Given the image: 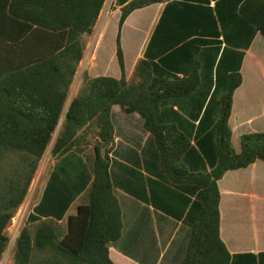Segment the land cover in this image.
<instances>
[{"label":"trees","instance_id":"1","mask_svg":"<svg viewBox=\"0 0 264 264\" xmlns=\"http://www.w3.org/2000/svg\"><path fill=\"white\" fill-rule=\"evenodd\" d=\"M165 0H131L121 9L117 59L120 79L83 76V84L65 116L52 158L88 144L95 131L99 141L90 163L93 182L66 230L54 220L26 225L14 252L13 264H115L111 244L123 231L122 211L110 177L109 153L114 143L111 112L120 106L139 114L161 155V166L177 185L201 189V212L192 228L187 253L180 264H231L232 255L220 235L219 181L230 171L264 161V133L242 138L237 153L229 126L235 91L241 86L242 54L227 60V48L217 68L226 65L227 90L221 98L213 146V168L192 173L185 157L191 136L175 123L163 120L162 106L170 99L194 94L201 84L202 62H191L185 79L158 75L156 65L141 60L133 80L125 76L120 34L128 17ZM233 0H223L231 3ZM106 0H0V262L9 238L6 230L25 202L40 163L51 144L84 59V35L96 27ZM232 17L264 37V0H236ZM231 8V6H230ZM226 38V35H224ZM197 54L201 48L197 47ZM229 71V72H228ZM110 145L104 150L103 146Z\"/></svg>","mask_w":264,"mask_h":264},{"label":"crops","instance_id":"2","mask_svg":"<svg viewBox=\"0 0 264 264\" xmlns=\"http://www.w3.org/2000/svg\"><path fill=\"white\" fill-rule=\"evenodd\" d=\"M130 1L117 0L110 13L100 14L92 32V49L89 46L84 52L56 129L58 134L82 87L83 77L78 81V76L85 60L91 63L84 72L90 78L122 77L117 39L121 9ZM235 1L227 5L223 0H165L133 12L120 34L128 83L141 60L154 63L157 74L170 80L187 78L194 58L198 55L201 60L198 90L162 106L163 120L177 124L191 136L192 149L185 162L192 173H209L213 168L228 68L217 65L225 48L227 60L243 55V81L235 91L229 121L236 152L241 153L245 135L264 133V37L232 17ZM107 44L114 46L108 55ZM197 47L201 48L199 54ZM111 120L114 143L109 172L122 211L123 231L120 240L109 247L110 258L115 264H180L199 220L202 191L170 180L161 166L154 137L139 114H126L114 106ZM87 140L88 144L53 159L49 170L36 180L28 226L46 220L63 225L77 214L93 182L90 162L99 141L95 131ZM108 147L103 146V154ZM218 185L220 235L232 255L231 264H264V161L226 173Z\"/></svg>","mask_w":264,"mask_h":264},{"label":"built area","instance_id":"3","mask_svg":"<svg viewBox=\"0 0 264 264\" xmlns=\"http://www.w3.org/2000/svg\"><path fill=\"white\" fill-rule=\"evenodd\" d=\"M116 1L117 0H106L104 9L102 11L103 14H104V12H106L107 8H110L112 10L116 4ZM84 63H85V61L83 62L82 66L84 65ZM47 155H48V153L46 152V154H45L44 158L42 159L40 165L44 164V162L46 161ZM39 169L40 170H38L39 172H37V173H40L42 171V168L39 167ZM35 184H36V180L34 179L25 202L19 208V210L17 211V213L13 217L10 226L6 230V235L9 238V242H8L6 252L4 253L0 264H12V262H11L12 250L16 247L17 241H18L19 237L21 236L22 231L26 227L28 220H29V217H30V213H31V209H32L31 206L33 203V198H34L33 197V190H34Z\"/></svg>","mask_w":264,"mask_h":264},{"label":"rangeland","instance_id":"4","mask_svg":"<svg viewBox=\"0 0 264 264\" xmlns=\"http://www.w3.org/2000/svg\"><path fill=\"white\" fill-rule=\"evenodd\" d=\"M110 11H111V9L110 8H107L106 9V12H104V14H103V16L102 17H104L105 16V14H107V13H110ZM111 18H112V16H111ZM92 35H93V33H91L90 35H88L86 38H84V43H85V45H86V49H88L89 48V46H91L90 47V50L92 49ZM113 49H114V46H109L108 44H107V46H106V51H107V55H108V53L109 52H112L113 51ZM89 54H90V52H89ZM88 54V55H89ZM89 61L88 60H85V63H84V65L82 66V67H80L79 68V76H78V81H80L81 80V78L83 77V75H84V72L86 71V69H87V67H88V65H89ZM91 64V63H90ZM116 64H117V62H116ZM91 66V65H90ZM89 66V67H90ZM116 67H118V64H117V66ZM202 72V71H201ZM229 72V71H228ZM226 73H227V71H226ZM217 99V98H216ZM219 99H220V97H219ZM58 132H55V134H54V137H53V140H52V142H51V144L49 145V147H48V149H47V153H48V155L46 156V161L44 162V164H42V165H40V168H42V171L40 172V173H37V175H36V178H35V180H37L38 181V179L42 176L43 177V175L49 170V168H50V165H51V162H52V160H53V158H52V149H53V146H54V143H55V141H56V139H57V137H58ZM40 170V169H39ZM39 172V171H38ZM41 177V178H42ZM33 196H34V194H33ZM34 200V199H33ZM33 204H34V201H33V203H32V206H33ZM31 206V207H32ZM31 209V208H30ZM66 224L67 223H65V224H63L62 225V229H64V230H66ZM36 225H34V226H32V227H35ZM16 248V247H15ZM15 248L12 250V258H11V262H12V264H13V262H14V252H15Z\"/></svg>","mask_w":264,"mask_h":264}]
</instances>
